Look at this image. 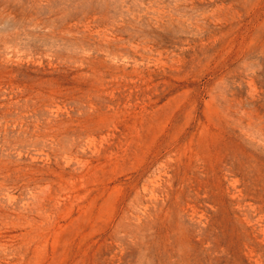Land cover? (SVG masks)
Here are the masks:
<instances>
[{"label":"rangeland","instance_id":"374dc122","mask_svg":"<svg viewBox=\"0 0 264 264\" xmlns=\"http://www.w3.org/2000/svg\"><path fill=\"white\" fill-rule=\"evenodd\" d=\"M0 264H264V0H0Z\"/></svg>","mask_w":264,"mask_h":264}]
</instances>
